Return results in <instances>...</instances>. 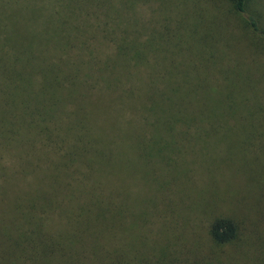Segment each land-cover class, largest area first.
Instances as JSON below:
<instances>
[{"label":"trees","instance_id":"1","mask_svg":"<svg viewBox=\"0 0 264 264\" xmlns=\"http://www.w3.org/2000/svg\"><path fill=\"white\" fill-rule=\"evenodd\" d=\"M147 1L0 0V264H129L120 252L127 242L118 237L126 224L120 194L109 181L94 189L92 177L79 174H129L134 132L167 143L196 129L208 132L211 124L231 123L220 105L264 124L257 97L243 104L225 91L215 107L205 103L211 74L223 84L232 71L206 42L204 59L190 63L196 81L209 78L206 94L177 102L180 78L169 74V59L157 55L152 38L160 34L164 44V34L176 40L187 27L171 30L176 14L146 18ZM229 1L264 42V23L250 0ZM204 84L198 80L196 87ZM209 235L216 244L231 243L238 225L217 218ZM164 249L159 259L139 260L172 261Z\"/></svg>","mask_w":264,"mask_h":264},{"label":"rangeland","instance_id":"2","mask_svg":"<svg viewBox=\"0 0 264 264\" xmlns=\"http://www.w3.org/2000/svg\"><path fill=\"white\" fill-rule=\"evenodd\" d=\"M250 3L264 23V0ZM162 4L170 10H164ZM141 7L149 19L176 14L171 18L175 32H185L187 27L176 40L164 34V44L160 34L153 33L152 38L157 55L164 53L169 59V74L181 79L175 85L179 104L193 93L196 98L206 94L204 81L209 78L201 76L198 80L204 85L196 87L194 76L198 75L190 66L192 61L204 59L201 54L206 42L217 48L222 67L232 69L223 84L213 83L211 74L208 107H215L217 100L223 102L225 91L232 92L236 102L241 99L249 104L257 97L264 105V42L234 12L229 0H148ZM165 22L160 20L161 27ZM170 41L172 48L168 47ZM242 107L234 109L241 111ZM216 108L224 118H232L231 123L211 124L208 132L196 129L194 134L175 136L168 143L160 138L145 139L142 130L134 132L129 174H79L82 179L92 177L88 182L94 189L109 181L113 194H120L126 224L118 237L127 242L120 252L129 264H143L140 256L158 258L161 248L174 258L170 262L161 259L159 264H264V124L253 120L255 114L242 117L239 112L228 113L226 105ZM185 138L192 140L188 143ZM73 175V182L79 181V175ZM217 218H230L238 225L235 241L216 244L211 239L209 230Z\"/></svg>","mask_w":264,"mask_h":264}]
</instances>
